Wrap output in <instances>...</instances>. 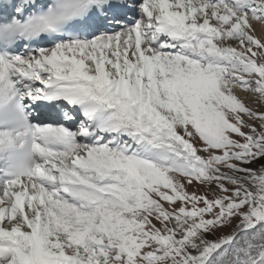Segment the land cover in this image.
<instances>
[{
    "label": "snow or ice",
    "instance_id": "6c2138e0",
    "mask_svg": "<svg viewBox=\"0 0 264 264\" xmlns=\"http://www.w3.org/2000/svg\"><path fill=\"white\" fill-rule=\"evenodd\" d=\"M0 264H264V0H0Z\"/></svg>",
    "mask_w": 264,
    "mask_h": 264
}]
</instances>
